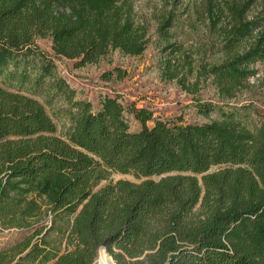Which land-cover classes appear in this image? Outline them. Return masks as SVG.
I'll return each instance as SVG.
<instances>
[{"label": "trees", "instance_id": "16d2710c", "mask_svg": "<svg viewBox=\"0 0 264 264\" xmlns=\"http://www.w3.org/2000/svg\"><path fill=\"white\" fill-rule=\"evenodd\" d=\"M134 2L0 0L2 85L32 84L31 57L40 64L35 83L50 75L37 38H49L55 56L77 67L111 51L141 56L148 29ZM211 3L208 12L227 20L217 57L167 45L160 78L192 96L209 81L224 104L264 62V0H224L216 12ZM172 17L162 16L160 34ZM53 79L71 107L65 138L37 99L0 86V228L32 230L0 250V264H94L104 244L116 264H264V121L250 129L236 109L200 100L199 115L218 110L220 118L164 121L107 96L93 111ZM126 112L139 130L131 131Z\"/></svg>", "mask_w": 264, "mask_h": 264}, {"label": "rangeland", "instance_id": "374dc122", "mask_svg": "<svg viewBox=\"0 0 264 264\" xmlns=\"http://www.w3.org/2000/svg\"><path fill=\"white\" fill-rule=\"evenodd\" d=\"M208 0H135L134 14L139 22L148 29V45L145 52L139 57L122 55L119 51H111L97 64H88L77 67L75 60L57 57L51 49L49 38L36 39V45L41 54L53 63L49 76L43 81L35 83L39 74V58L31 57L28 73L32 79L19 89L16 82L5 83L0 86L8 90L21 92L37 99L46 109L57 127L56 135L65 138L71 126L70 106L65 96L59 93L52 84L55 77L63 80L67 86L75 91L74 100L89 101L93 111H97L100 100L107 97H117L125 107L134 106L137 109H146L153 113L155 119L182 120L184 124H204L220 118L218 110L209 117L199 115L195 109L196 100L202 103H212L222 107L224 111L234 108L238 112L237 119L246 127L252 129L264 121V62L253 65L256 75L249 79L248 86L240 91L236 98L228 103H220L215 88L208 81L203 85L196 96L188 95L175 81H162L160 70L166 58L164 49L170 44H179L188 52L201 56L207 51V60H214L212 56L220 44V33L226 26V19H217L215 13L207 10ZM224 0H212L213 9L221 8ZM173 13V24L165 33H159V21L162 16ZM213 48V50H212ZM215 55V54H214ZM197 60L196 55H194ZM206 62V60L204 59ZM118 70V71H117ZM229 106V107H227ZM74 112V110H73ZM125 118L131 131L141 128L132 114L125 113ZM152 123H148L151 126ZM131 178L111 174L110 181ZM101 182L97 189L106 185ZM32 230L0 228V250L6 249L30 235ZM108 254V253H107ZM106 255V254H105ZM111 260L113 258L108 254ZM98 257V255H97ZM94 264H98V258ZM115 261L113 260V264ZM116 264V263H115Z\"/></svg>", "mask_w": 264, "mask_h": 264}, {"label": "bare ground", "instance_id": "6f19581e", "mask_svg": "<svg viewBox=\"0 0 264 264\" xmlns=\"http://www.w3.org/2000/svg\"><path fill=\"white\" fill-rule=\"evenodd\" d=\"M106 254V255H105ZM108 254L104 251H100L98 254V264H113V260L107 256Z\"/></svg>", "mask_w": 264, "mask_h": 264}, {"label": "water", "instance_id": "95a60500", "mask_svg": "<svg viewBox=\"0 0 264 264\" xmlns=\"http://www.w3.org/2000/svg\"><path fill=\"white\" fill-rule=\"evenodd\" d=\"M100 251H105L106 253H108V252H107V249H106V247H105V244L102 245L101 247H99V249H98V254L100 253ZM114 264H115V263H114Z\"/></svg>", "mask_w": 264, "mask_h": 264}]
</instances>
